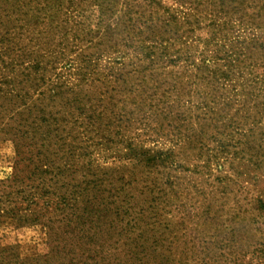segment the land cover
Returning <instances> with one entry per match:
<instances>
[{
	"label": "trees",
	"instance_id": "16d2710c",
	"mask_svg": "<svg viewBox=\"0 0 264 264\" xmlns=\"http://www.w3.org/2000/svg\"><path fill=\"white\" fill-rule=\"evenodd\" d=\"M13 1L11 7L0 5V141L10 140L16 157L14 171L0 179V227L44 225L50 249L33 260L1 247L0 264H55L52 257L63 251L67 261L62 264H205L186 248V231L171 226L170 211L149 183L153 170L186 169L176 149L147 147L142 133H127L129 112L115 107L122 93L132 96L147 76L176 74L173 82L153 84L154 91L164 87L162 96L178 84L189 92L197 83L204 85L209 91L202 110L231 103V109L237 107L231 114H218L215 125L226 120L223 134L218 132L222 136L214 137L215 147L205 138L207 129L186 137L197 153L194 167L207 160L223 172L222 159L242 162L246 154L254 175L241 163L235 167L237 178L228 177L238 183L248 177L256 181V172H264V0H92L102 30L100 51L95 61H83L81 69L67 64L71 72L78 71L67 77L58 73L69 57L64 49L59 56L53 46L34 51L9 36L3 18L23 10L20 0ZM58 1L55 17L75 4ZM30 3L26 0L24 8ZM103 57L109 60L101 79L97 59ZM93 80L104 82L99 94L106 102L86 90ZM245 125L262 126L261 142L235 139L233 133L243 134ZM101 152L115 154L122 164L95 165L92 156ZM76 156L85 161H75ZM237 182L240 189L248 188ZM141 183L152 200L136 195ZM258 191L248 192L256 215L264 219V188ZM233 232L221 240L220 264H246L247 255H252L249 264H264V228L247 243Z\"/></svg>",
	"mask_w": 264,
	"mask_h": 264
},
{
	"label": "rangeland",
	"instance_id": "374dc122",
	"mask_svg": "<svg viewBox=\"0 0 264 264\" xmlns=\"http://www.w3.org/2000/svg\"><path fill=\"white\" fill-rule=\"evenodd\" d=\"M25 2L26 0L19 1L22 11L8 13V17L3 18L4 27L11 29L10 37L20 38L22 45L24 43L26 47L34 51L43 52L44 49L53 46L59 56V51L64 49L65 54L69 57L64 58L58 68L59 75L63 77L78 73V71L71 72L67 68V64L68 67L77 65L81 69L84 65L83 61L96 60L100 51L97 43L102 41V30L98 26V7L93 4L92 0H74V6L69 10H60L61 13L57 17L53 16V13L58 11V0H32V3L26 4L24 8ZM66 2L67 0H64V6H68ZM164 3L171 4L172 1L166 0ZM11 4H14L13 0H0V5L3 7H11ZM61 18H68V20L61 23L59 22ZM57 22L60 27L55 28ZM12 24L16 27L11 28ZM18 26L20 27L18 28ZM88 32L89 34L86 35ZM11 41L13 44L16 43L14 39ZM72 44H74L73 49L71 48ZM108 60L106 57L100 61L97 59L100 66L96 73L101 79H104L103 74L107 72L104 64ZM177 73L180 75L179 71ZM174 75L176 74L164 73L160 76L155 75L153 78L147 76L146 82L137 87L135 85L133 91L135 93L132 96L128 93L121 94L122 101L115 107V111L124 108L127 113L129 112L128 117L132 121L127 133H133V131L142 133L147 147L163 149L173 146L176 149L179 162L183 163L186 169L168 167L153 170L148 177L149 183L156 187L155 195L160 198L161 205L170 211L171 226L177 225L181 227L183 233L186 231L189 241L186 248H192L193 252L205 261V264L206 261L208 264H220L223 261L219 255L223 236L226 235V239H229L230 233L234 230L233 233L238 234L243 239L242 241L247 243V239H255L264 228L261 221L264 219H260L256 215L252 208V194L248 192L256 194L259 193V189L264 188V172L262 174L256 172L257 180H250L254 172L246 154L243 155L242 162L239 159H233V157H228V160L222 159V162L225 163L223 172L218 171L216 163L208 164L207 160L206 162L202 160L198 167H194V164L198 162L197 153L190 148L186 137L200 128L207 129L205 138L209 137V145L215 147L217 141L214 140V137L219 139L222 136L218 132L223 134V124L226 120H219V123L215 125L218 114H231L237 106L231 109L233 106L231 103L229 107L219 105L216 109L213 107L202 110L200 107L204 105L203 101L207 99L206 92L209 89L198 83L196 87H193V92H189V88L184 91L181 84H178L171 93L165 92L167 96H162L164 87L154 91L153 84L156 82L158 84L159 81L166 79L173 82L171 77ZM181 76L183 77V75ZM53 78L57 79L58 77L54 76ZM87 85H89L88 88ZM87 85H83V89L87 88V91L101 97L103 102L107 101V97L104 98L99 94L104 91L102 80H93ZM137 119H142L145 122L137 124ZM148 125L149 127H147ZM159 126L162 129L160 132H158ZM134 127H138V130H135ZM152 127L156 130H152ZM244 128L246 131H243V134L233 133L235 139L242 142L247 138L245 141H253V145L261 142L262 126L245 125ZM210 131L213 132V136L209 135ZM92 158L95 165L104 168L118 167L122 164L113 153L108 155L105 152L96 153ZM15 160L13 143L10 140L0 141V179L14 171ZM78 160L83 162L85 158L76 156L75 161ZM239 165L246 167L250 174L246 182L238 183L235 180L237 178L234 173L235 167ZM228 175H233L235 179ZM230 179L232 180L230 181ZM235 182L241 186L242 184L246 185L248 188L240 189ZM224 185H228L227 193L223 191ZM145 191L141 183L140 189L136 188L135 193L141 200L145 198L148 201L152 200L153 198ZM208 208L215 213L210 214L207 211ZM47 240V229L41 224L0 227V248H12L13 251L18 252L22 259L27 257L33 260L40 259L42 255L49 253L50 248L47 247ZM64 256L63 251L59 256H56L59 258L52 257L53 263L66 262ZM250 256L252 255H247L243 263L249 264ZM253 264H257V260H254Z\"/></svg>",
	"mask_w": 264,
	"mask_h": 264
}]
</instances>
